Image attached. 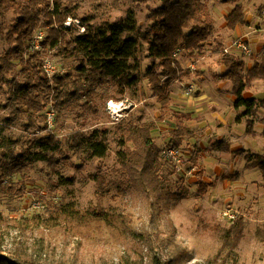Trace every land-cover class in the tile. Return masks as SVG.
Wrapping results in <instances>:
<instances>
[{
    "label": "rangeland",
    "instance_id": "obj_1",
    "mask_svg": "<svg viewBox=\"0 0 264 264\" xmlns=\"http://www.w3.org/2000/svg\"><path fill=\"white\" fill-rule=\"evenodd\" d=\"M201 1L206 8L198 15L210 20L214 29L200 46L204 55L189 56L196 61L198 69L193 77L184 78L183 82L193 85V92L186 94L183 83L175 81L171 86L173 100L167 107L157 102L145 77L137 88L127 90L122 99H119L118 86L109 84L103 91L112 98H100L93 105L87 104L85 98L76 100L69 87L55 93L54 74L49 76L43 71L49 76L46 75L50 88L47 84L41 86L33 99L45 102V107L40 112L30 109L28 113H22L9 99L13 82L22 80V65L17 62L14 72H0V135L5 137L4 145L0 146V159L3 158V162L9 160V148L14 153L28 149L36 153L23 174L15 173L8 182L16 189L24 188L12 195H0V214L7 222L4 232L10 233L9 242L14 236L22 242H12L13 247L28 246L29 251H38L50 260L66 264H123L126 261L148 264L149 244L164 253L165 259L172 257L178 248L185 249L189 257L177 260L176 264H264L262 172L247 166L245 159L233 152L213 148V143L221 136L222 141L231 143L233 151L240 143L247 152L264 154L261 133L264 125L258 121L264 116L257 114L255 117L259 133L256 136L247 134L245 123L241 125L237 121L239 111L226 96L233 84L221 79L219 73L223 68L218 63L222 48L241 36L249 39L253 53L236 50L233 55L243 60L247 68L255 62H264V0H240L246 5L250 21L238 30L229 29L225 21V15L236 3ZM50 2L47 11L58 3L63 13L80 20L86 18L94 26L112 23L133 11L137 27L143 32L154 22L153 12L162 3L161 0ZM34 6L38 10L45 8L46 3ZM44 15H39V25L27 38L26 59L37 51L30 46L34 32L43 29L41 61L49 59L57 71L70 69L76 74L71 59L63 58L57 49L44 46L49 35L48 27L43 25ZM15 23L12 12L0 15V55L9 48L6 36ZM83 25L87 26V23ZM74 33L69 32L67 38ZM139 40V56L145 71L152 58L147 55V42L140 37ZM188 53L183 48L182 56H188ZM13 79L15 81H11ZM221 80L225 85L218 88ZM258 94L264 97V86ZM110 100L123 103L112 111L108 107ZM204 103L216 106L230 126L218 123L211 111L214 108L210 110ZM41 114L46 115L45 121L42 116L40 118ZM178 115H185L183 121L190 133L180 145L185 159L180 169L173 159L163 154L164 149L172 145L171 132L177 127ZM130 121L155 125L152 135L162 149L157 169V192L146 193L135 188L123 174L118 158V151L123 149L119 145V125ZM220 126L222 130L217 128ZM103 129L108 134L109 150L102 158L84 159L82 151L70 149L67 145L63 151L41 152L34 144L47 133H54L58 139L64 140L75 131L89 134ZM129 146L133 148L132 143ZM50 155L60 162L49 166L47 158ZM191 166L195 169L189 172ZM3 167L1 164L0 168ZM236 174L237 178H227ZM96 175L106 179L110 191L100 189ZM203 184L207 185L206 191H201ZM34 203H41L44 207L35 208ZM36 215L41 216L39 220H35Z\"/></svg>",
    "mask_w": 264,
    "mask_h": 264
},
{
    "label": "trees",
    "instance_id": "obj_2",
    "mask_svg": "<svg viewBox=\"0 0 264 264\" xmlns=\"http://www.w3.org/2000/svg\"><path fill=\"white\" fill-rule=\"evenodd\" d=\"M161 1V5L153 12L154 22L143 32L137 27L133 11L112 23L105 22L98 26H94L88 22V19L82 18L81 23H87L85 30L82 31L77 30L78 27L75 25L65 26L67 18L72 16L69 13H63L58 3L53 5V9L47 11L51 4L50 0H0V15L12 12L16 22L6 36L9 48L0 55V72H14L17 62H20L23 68L22 80L13 82L14 84L10 87L9 99L13 102L16 110L22 113H28L30 109L40 112L46 104L33 99L36 90L41 86L47 84L50 88L49 76L45 74L46 71L41 61L42 50L29 54L27 59L25 57L27 38L39 25V15L43 13H45L43 25L49 29L44 46L57 49L63 58L71 59L72 67L77 71L76 74H73L70 69L65 72L56 71L53 75L55 93H60L64 88L69 87L74 91L72 96L76 100L85 98L87 104L95 105L100 98H112L111 95L103 91V88L109 84L118 86V93L121 96L119 99H122L127 90L137 88L142 77H145L157 102L162 107L170 105L172 103L171 86L174 79L178 77V70L173 64L174 51L178 47H183L189 52L188 57L196 58L198 55H204L200 51V46L211 35L214 27L210 20L202 19L198 15L206 8L201 0ZM223 2L236 3L225 15L226 26L231 30L245 26L247 24L246 5L240 0H224ZM36 3H46V7L36 10L34 6ZM71 31L75 33L68 39L67 35ZM139 37L147 42V55L152 58L145 71L142 70V59L139 56L141 51ZM233 54L222 51L218 63L226 70L220 77L230 80L233 84L232 93L236 98L235 109H244L242 114L238 115L237 121L245 123L247 134L256 136L255 117L264 102L258 101L255 97H246L245 91L254 81L264 80V62H255L251 68H247L246 63ZM188 72L185 71V73ZM41 116L45 121L46 115L41 114L40 118ZM184 118L185 115H178L177 127L171 132L172 145L169 147H181L185 136L190 134L183 121ZM258 121L264 125V119ZM154 126L152 122L140 123V121H130L119 125L121 135L119 145L123 149L118 151V158L123 174L135 188L144 190L146 193L159 190L157 169L160 164L159 153L162 149L158 147L153 138L152 129ZM4 141L5 137L0 135V146L4 145ZM131 143L133 144L132 149L129 146ZM34 144L41 152L63 151V147L67 145L70 149L82 151L85 154L83 158L89 160L102 158L109 150L106 129L95 130L89 134L84 131H75L68 134L64 140L58 139L54 133H47V135L38 138ZM213 148L217 151L233 152L234 155L243 157L247 166L260 169L264 180V154L247 152L243 148L233 151L231 143L222 140L215 141ZM7 150L11 155L9 160L3 162V158L0 159V167L1 164L4 166L0 168V195L5 196L15 194L24 188L23 186L16 189L12 183L8 184V182L15 173L23 174L29 165L28 162L34 161L36 156V153H33L31 149L20 153H14L11 148ZM1 152L2 156L6 157V153ZM47 159L51 167L60 162L59 159H54V155H50ZM232 177L237 178V174L227 176L229 179ZM95 178L101 190L110 191L111 186L104 177L96 175ZM206 188L207 185L203 184L201 191H206ZM40 217H35V220H39ZM6 223L0 214V264H66L50 260L47 255L45 257L38 251H29L27 250L28 246L13 247L12 242L14 244L22 242L16 240L15 236L9 242L11 235L4 232L3 229ZM235 232L237 233V231ZM147 241L150 242L149 239ZM25 245H28L27 241H25ZM149 245L150 248L146 255L149 260L148 264H176L177 260L189 257V253L185 249L178 248L172 257L165 259L164 253L154 250L152 245ZM133 263L126 261L123 264ZM69 264H76V262Z\"/></svg>",
    "mask_w": 264,
    "mask_h": 264
},
{
    "label": "built area",
    "instance_id": "obj_3",
    "mask_svg": "<svg viewBox=\"0 0 264 264\" xmlns=\"http://www.w3.org/2000/svg\"><path fill=\"white\" fill-rule=\"evenodd\" d=\"M72 25L77 26L78 29L82 31L85 30V26L81 23L80 19L68 17L67 20L65 21V26L70 27ZM44 35H45V31L43 29H39L38 31L34 32L33 39L30 43V46L33 45V47H31L32 49L40 50L42 48L40 42L43 39ZM236 50H240L244 54L253 53V49L251 48L250 41L246 36H241L233 39V41L230 44L224 46L222 49L223 53H234V51ZM182 55H183V48L180 47H178L173 53V62H174L173 64L174 66H176V69L178 70V77L176 79V82L178 83L181 82L180 78L182 77L185 71L195 72L198 69L196 61H194L192 58L188 56L184 57ZM43 68L49 76H52L57 71L56 67L49 59L47 60L45 59V61H43ZM183 87L185 88L186 94L190 95L193 92V88H194L193 85L183 84ZM120 104L121 102L118 101L114 102L113 100H110L108 103V107L110 110L115 111L116 109L114 110L113 108H116V106H120ZM163 154L166 157L173 159L177 164L178 169H180L181 166L185 164V159L183 157L181 147L178 146L166 147L163 151ZM194 169L195 167L191 166L189 168V172H192ZM34 207L42 208L44 206H41V203H34Z\"/></svg>",
    "mask_w": 264,
    "mask_h": 264
},
{
    "label": "crops",
    "instance_id": "obj_4",
    "mask_svg": "<svg viewBox=\"0 0 264 264\" xmlns=\"http://www.w3.org/2000/svg\"><path fill=\"white\" fill-rule=\"evenodd\" d=\"M232 9V8H231ZM248 21H250V19L249 18H247V22ZM247 25V24H246ZM245 25V26H246ZM245 26H243V27H245ZM237 30H238V28H237ZM259 62V61H258ZM261 63V62H260ZM222 68L223 69H221V71H220V75H223L224 73H225V67H223L222 66ZM185 73V72H184ZM196 73V71L195 72H193V71H190V72H188V73H185V74H183L182 75V77L180 78L181 79V82L180 83H183V84H189V83H185V82H183V79L185 78V79H187V77H189V76H191L192 75V77H193V75ZM188 75V76H187ZM176 79L177 78H175L174 79V81H173V84L175 83V81H176ZM227 81V80H226ZM259 80H257V81H254L253 83H252V85H250L247 89H246V91H245V96L246 97H255L258 101H262V102H264V97H261V96H259V91H260V89H261V87H263L264 86V81H262L261 80V82H258ZM178 83V82H177ZM225 85V81H220L219 82V85H218V88H221V86L222 85ZM231 93H232V89H228V91H227V93H226V96H227V98H228V100H231V103L233 104V108H234V104H235V100H236V98H235V96L233 95V93H232V95H231ZM172 100H173V98H172ZM227 100V101H228ZM118 102H121V103H123V101H118ZM207 104V103H206ZM206 104L204 103V105L206 106ZM207 106H208V108H210V110L212 109L211 107H213L214 109H212L211 111H212V114H213V116L218 120V123L219 122H223V124L226 126H230V125H228V123H227V121L225 120V118L224 117H222V115L220 114L221 112H219V110H218V108L216 107V106H214L213 104H211L210 105V103H208L207 104ZM215 107H216V109H215ZM239 111V115L240 114H242V112H243V109H239L238 110ZM261 114V116H264V106L263 107H260V109H259V112H258V115H260ZM262 118V117H261ZM217 123V124H218ZM241 125H243L244 124V122H242V123H240ZM226 126V127H227ZM219 130H222V126H220V127H217ZM225 128V127H224ZM256 131H257V129H256ZM257 133H259L258 131H257ZM261 133H263V132H261ZM219 140H222V138H221V136H218L217 137ZM232 140V139H231ZM230 140V141H231ZM235 145H237V144H233V146H235ZM231 147H232V145H231ZM244 146H242L240 143L238 144V149H241V148H243ZM245 148V147H244ZM243 148V149H244Z\"/></svg>",
    "mask_w": 264,
    "mask_h": 264
}]
</instances>
